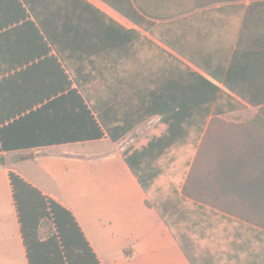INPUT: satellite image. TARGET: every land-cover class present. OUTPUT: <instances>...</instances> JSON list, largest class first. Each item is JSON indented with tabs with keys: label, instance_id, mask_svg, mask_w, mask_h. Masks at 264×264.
<instances>
[{
	"label": "trees",
	"instance_id": "trees-1",
	"mask_svg": "<svg viewBox=\"0 0 264 264\" xmlns=\"http://www.w3.org/2000/svg\"><path fill=\"white\" fill-rule=\"evenodd\" d=\"M100 1L138 29L125 28L86 0H0L5 69L26 63L22 50L34 43L39 56L53 49L76 84L7 129L51 119L60 131L72 116L73 123H86L81 138L101 137L102 126L117 142L158 115L151 131L122 152L147 195L145 204L154 206L190 264H264V0ZM26 11L34 21L24 25L32 30L6 27ZM90 11L110 26L75 18ZM80 28L81 36L105 47L87 53L89 67L113 54L106 48L118 47L113 55L123 62L121 70L138 77L130 92H105L99 69L87 72L67 59L61 42ZM98 78L101 90L92 86ZM248 106L256 112L245 121L223 118ZM2 143L18 148L5 138ZM9 178L22 222L37 223L33 236H50L52 226L43 216L55 212L56 203L14 172ZM24 239L30 255L25 231Z\"/></svg>",
	"mask_w": 264,
	"mask_h": 264
},
{
	"label": "crops",
	"instance_id": "crops-1",
	"mask_svg": "<svg viewBox=\"0 0 264 264\" xmlns=\"http://www.w3.org/2000/svg\"><path fill=\"white\" fill-rule=\"evenodd\" d=\"M86 1L125 28L138 29L100 0ZM244 3L246 6L248 1ZM99 16L90 11L80 12L75 18L93 26L97 22L110 26L107 19ZM32 21L26 11L24 19L20 17L6 27L17 25L26 32L33 26L24 23ZM119 32L116 29V40ZM78 33L70 30L61 42L67 59L79 63L87 72L99 69L105 79V92H130L138 77L121 70L123 62L113 55L118 47L106 48L113 54L98 58L92 63L94 67H89L87 53L103 51L105 47L99 48L97 40L81 36V28ZM34 46L32 43L31 50L27 46L22 50L21 58L28 56L22 66L7 70L0 61V156L17 157L11 166L0 162V264H190L157 210L145 204L147 195L122 157L124 149L151 131L158 115L140 122L117 142L110 140L100 125L101 137L81 138L86 123H73L72 116L64 121L60 131L51 126L56 124L51 119L40 123L22 121L15 129H7L14 120L40 110L49 99L76 86L53 49L46 56H39V52L33 53ZM44 58L50 60L42 62ZM241 58L244 64V55ZM92 86L101 90L103 82L98 78ZM61 137L65 140L52 142ZM4 138L18 148L4 147ZM56 156L58 163L53 160ZM26 162L39 169L27 172L23 166ZM10 171L36 188L46 201L56 203L55 212L51 210L43 216L52 226L50 236H33L37 223L24 224L20 219ZM40 216L36 210V218ZM24 231L29 238L30 255Z\"/></svg>",
	"mask_w": 264,
	"mask_h": 264
},
{
	"label": "rangeland",
	"instance_id": "rangeland-1",
	"mask_svg": "<svg viewBox=\"0 0 264 264\" xmlns=\"http://www.w3.org/2000/svg\"><path fill=\"white\" fill-rule=\"evenodd\" d=\"M255 112H256V108L248 106L247 108H245L243 110H239L237 112L235 111V112H231L229 114H225V115H223V118L225 120H228V121H245V120L251 118L255 114ZM8 157L10 158V160L6 163V158L2 156L3 163H6L7 165L11 166L17 157H15V159H13L11 156H8ZM57 159H58L57 156L55 158H53V160L58 163L59 160H57ZM23 166L26 168L27 172L33 171L34 168L36 170L39 169L38 166L34 165L31 162H26Z\"/></svg>",
	"mask_w": 264,
	"mask_h": 264
},
{
	"label": "water",
	"instance_id": "water-1",
	"mask_svg": "<svg viewBox=\"0 0 264 264\" xmlns=\"http://www.w3.org/2000/svg\"><path fill=\"white\" fill-rule=\"evenodd\" d=\"M9 160H10V159L7 158V159H6V163H7Z\"/></svg>",
	"mask_w": 264,
	"mask_h": 264
}]
</instances>
